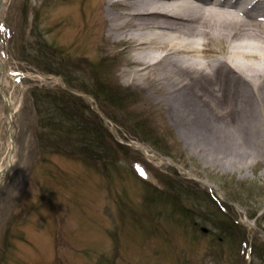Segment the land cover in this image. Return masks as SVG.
<instances>
[{"label":"rangeland","instance_id":"obj_1","mask_svg":"<svg viewBox=\"0 0 264 264\" xmlns=\"http://www.w3.org/2000/svg\"><path fill=\"white\" fill-rule=\"evenodd\" d=\"M63 2L3 0L0 57L9 75L3 77L0 66V171L13 154L0 177V264H264V229L259 226H264V157L218 159L200 153V145L185 138L167 101L124 73L127 67L114 57L117 49L96 20L99 0L76 1V19L74 7L63 11ZM38 42L45 65L57 69L59 61L67 60L74 83L95 87L101 82L132 92L136 101L129 112L112 108L110 113L120 119L135 114L153 119L156 132L167 139L172 135L179 144L173 146L176 152L191 158L189 167L134 139L83 92L110 132L130 146V155L96 167L89 159L53 153L50 144L43 148L31 90L44 86L55 91L68 88V82L33 62L30 54ZM164 172L184 179L200 196L208 192L212 206L200 196L199 201L184 196L186 205L195 201L203 210L192 217L174 211L172 203H163L166 199L149 203L142 180L164 188ZM233 192H241L248 205L230 199ZM221 205L247 229L248 246L222 242L219 230L205 221ZM249 205L262 207L255 218L248 215ZM254 240L259 243L255 252Z\"/></svg>","mask_w":264,"mask_h":264},{"label":"bare ground","instance_id":"obj_2","mask_svg":"<svg viewBox=\"0 0 264 264\" xmlns=\"http://www.w3.org/2000/svg\"><path fill=\"white\" fill-rule=\"evenodd\" d=\"M95 10L124 73L167 101L200 153L264 157V0H99Z\"/></svg>","mask_w":264,"mask_h":264},{"label":"trees","instance_id":"obj_3","mask_svg":"<svg viewBox=\"0 0 264 264\" xmlns=\"http://www.w3.org/2000/svg\"><path fill=\"white\" fill-rule=\"evenodd\" d=\"M38 44V50L33 49L30 54L33 62L47 73L61 75L68 82L69 87V89L61 88L54 91L44 86H35L31 90L33 104L38 115L37 136L43 148L50 144L52 147L51 152L89 159L90 163L96 167L100 166L101 162H104L103 164L106 166L105 161H116L120 155L125 157L130 155V146L120 142L110 132L97 109L87 103L82 95L78 94L83 92L94 96L104 114L116 123L125 125L134 138L148 143L158 152L189 167L191 158L184 155V153L176 152L173 146L179 144L177 140H172L175 139L172 135L167 139L156 132L157 125L153 124V119L148 116L140 117L139 114L128 115L124 119H120L110 113L109 110L112 108L129 112L133 101H136L132 92L127 93L121 88L115 89L114 86L102 85L101 82H97L98 84L95 87L74 83L75 78L67 73L69 69L73 71L67 60L59 61L60 68L47 67L45 65L47 61L43 59L44 48L39 42ZM48 59L52 62L51 58ZM74 72H76L75 68ZM142 181L145 184L146 193H148L146 200L149 203L166 199L163 200V203H172L175 207L174 211L180 210L192 217H194L193 214H199L197 208L201 205L195 201H199L200 197V199L208 202L207 206L209 208L212 206L213 202L208 192L206 197L203 194L200 196L195 189L189 188L184 179L171 173L164 172L161 175L164 188H159L145 179ZM151 187L158 191V194L150 190ZM184 196L187 200L195 201H192L191 205H186L183 201ZM241 196V192L237 194L230 193V199L236 202L242 203ZM227 206L230 208L228 204ZM227 206L221 205L223 210L219 208L214 215L205 216V221L219 230L222 242L234 241L237 243L238 240L241 247L243 245L246 247L248 246V231L239 223L236 217L225 211ZM248 208L249 217L255 218L262 207L249 205ZM199 212H203V210ZM259 226L264 229L261 224ZM258 244L256 240L253 241V252L257 250ZM225 254H229V252L225 251Z\"/></svg>","mask_w":264,"mask_h":264},{"label":"water","instance_id":"obj_4","mask_svg":"<svg viewBox=\"0 0 264 264\" xmlns=\"http://www.w3.org/2000/svg\"><path fill=\"white\" fill-rule=\"evenodd\" d=\"M2 3H3V0H0V11H1V9H2ZM0 65H1V67H2V70H3L4 74H5V73H6V72H5V70H6V69H5V64L2 62L1 59H0ZM10 109H11V108H10ZM10 165H11V158H10V162L8 163L7 167H6L2 172H0V176L6 172V170L10 167Z\"/></svg>","mask_w":264,"mask_h":264}]
</instances>
